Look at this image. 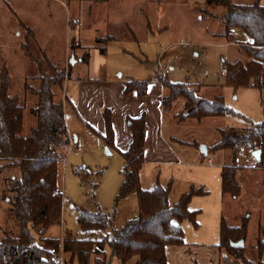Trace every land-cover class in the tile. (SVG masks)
<instances>
[{"label": "rangeland", "instance_id": "374dc122", "mask_svg": "<svg viewBox=\"0 0 264 264\" xmlns=\"http://www.w3.org/2000/svg\"><path fill=\"white\" fill-rule=\"evenodd\" d=\"M232 1L246 5L255 2ZM206 2L207 0H0V69L7 67L13 80L10 93L18 95L21 103L26 106V135L36 124V117L30 110L35 106L37 97L27 94L24 85L28 83L38 86L37 82L28 79L31 77L28 75L37 72H34L21 48L26 40V26L34 29L38 45L47 51L57 69L62 71L70 67L73 75V80L67 82L64 90L57 89L56 97L57 101L64 102L68 127L78 137L76 141L73 136L64 159L59 161L58 186L64 200L62 223L51 226L43 235H40L38 229H33L32 233L37 241L42 237L61 239L67 230L81 237L82 230L77 220L78 207L94 212H114V228L124 226L128 220L138 215L139 200L136 193L116 204L123 183L124 159L121 153L115 148H109V154L102 138L79 120L76 110L91 123H96L97 118L101 117L97 112L98 106L102 104L104 97L103 103L107 100L106 95L100 98L101 92H97L99 89L96 88L100 86L98 83L118 84L132 79L145 81L157 75L165 76L173 83H188L199 87V96L203 99L211 100L222 95L226 105L236 113L224 118L204 119L201 124L192 119L180 123L183 101H177L162 119L166 147L157 149L154 146L140 173L144 190L153 189L157 181L163 186L172 184L170 204L177 202L193 186L204 188L208 194L194 197L190 210H200V230H210V239H213L215 231V239H219L211 210L219 201L216 192L222 187L221 183L219 185L220 171L223 165L233 162V156L230 150H221L209 151L204 158L199 148L206 145L210 149V145L219 142L221 136L218 129L241 130L260 123L264 119V106L263 95L259 90L246 87L235 90L226 85L225 63H246L249 59L238 34H235L233 42H228L223 35L221 20L208 14H222L224 9L206 8ZM107 36H114L116 40L105 44L96 42L98 38ZM72 45L75 46L74 51L71 50ZM102 46L106 47L104 54L101 53ZM87 53L90 55L89 62L83 63L82 58ZM77 79L91 81L85 85ZM86 86H89L93 96L85 95ZM102 90L103 94L107 93V87ZM159 90V83L153 81L151 92ZM66 95L73 103L65 100ZM91 98L95 101H90ZM150 100L142 99L140 106L155 109ZM103 105L99 107L101 113L106 107V104ZM168 116L172 117L173 123H170ZM171 137L178 140L173 141ZM180 139L192 143L191 146L183 147L185 144H180ZM236 161L242 185V195L238 198L236 207L243 216H250L248 241L255 233L260 241V238H264V187L261 186V191H258L252 175L255 167H262L257 166L256 159L248 151ZM80 168L91 174L97 173L94 177L96 186L82 182L75 172ZM214 175L216 184L219 185L217 189L214 186ZM9 207L0 193V238L5 232L13 236L19 233V224L10 217ZM235 221L234 218L231 225H236ZM182 228L186 230L188 237L196 232L190 221H184ZM110 231L111 228L108 232ZM247 255L251 259H257V253L252 251L251 246L247 248ZM65 264L78 262L72 263L70 254L65 253ZM111 264L122 263L114 257Z\"/></svg>", "mask_w": 264, "mask_h": 264}, {"label": "trees", "instance_id": "16d2710c", "mask_svg": "<svg viewBox=\"0 0 264 264\" xmlns=\"http://www.w3.org/2000/svg\"><path fill=\"white\" fill-rule=\"evenodd\" d=\"M95 2L107 0H94ZM206 8L221 7L222 14L208 12L221 20L223 35L228 42H233L235 34H246L252 43L243 44L248 55V62L225 63V83L237 90L241 87L254 88L262 93L264 106V5L255 0L251 5L236 4L232 0H207ZM206 11V10H205ZM25 43L21 45L29 59L32 69L37 74L28 75L38 83L32 86L25 83L27 94L35 95L37 102L31 108L36 117L35 126L29 134L24 133V115L26 106L18 95L10 93L12 77L6 66L0 69V188L1 197L9 203L10 217L19 224L16 236L5 233L0 240V264H54L52 249L69 253L71 262L78 264H111L116 257L122 264L136 258L137 264H168L166 247L182 246L185 235L182 228L184 221H190L198 227L200 210H190V203L196 196L203 197L208 192L202 188L191 187L179 200L169 203L172 184L163 186L157 181L151 190L141 186L140 173L145 164L146 154V115L129 118L132 141L129 148L121 152L124 159L122 170L123 183L116 198V204L132 193L138 195L139 213L124 226L114 228V212L90 211L78 207L77 220L82 236L65 231L61 239L42 237L37 241L32 233L38 229L43 235L51 226L62 223L64 200L58 188L59 161L64 159L65 152L71 144L68 132L64 104L57 101V89L64 90L67 80L73 78L71 68L59 71L47 51L38 45L35 31L28 26ZM116 40L114 36L98 38L97 43ZM78 46V44H76ZM72 45L71 50L74 51ZM106 47H101V53ZM89 53L82 58L89 62ZM153 81L161 84L167 94L161 102L165 111L171 110L177 101H183L180 112V123L189 119L202 122L207 118H224L236 113L229 108L222 95L211 100L199 96V87L188 83H173L162 75L145 81L127 80L124 82L126 96L136 93L143 97L148 93ZM68 99V97H67ZM105 132L101 133L87 124L110 149L115 146L112 111L104 108ZM221 140L208 151L230 150L233 156L231 164L223 165L221 172L222 194L237 199L242 194L238 180L239 166L237 159L248 151H262L257 166L264 168V119L241 130L218 129ZM188 145L187 142L179 141ZM204 158L207 156H203ZM76 174L83 183L96 186L94 177L86 169H76ZM14 176V178H13ZM174 222L179 226L175 227ZM249 220L244 218L240 227H233L223 218L220 227L219 246L235 259L244 264H263L264 238H260L256 247L257 259L247 255V247L236 248L231 242L248 235ZM111 228V231L108 230Z\"/></svg>", "mask_w": 264, "mask_h": 264}, {"label": "crops", "instance_id": "0c3cea01", "mask_svg": "<svg viewBox=\"0 0 264 264\" xmlns=\"http://www.w3.org/2000/svg\"><path fill=\"white\" fill-rule=\"evenodd\" d=\"M80 1H88V0H80ZM236 4H241V3H236ZM261 4L264 5V0H261ZM247 5H251V4H247ZM237 34H238V39L241 40L243 44H248V43L253 42V40L250 39L246 34L242 32H237ZM82 62H83V59H82ZM72 80L73 78L70 80H67L65 83V86L67 82L72 81ZM77 80L85 85H88L89 82L91 81L88 79H77ZM98 84L100 86H97L96 88L99 89L97 92H101L100 95L102 96H100V98H103V96L105 95L107 96L106 103H103L105 102V97H104L103 102H102V99H100L102 104L99 105L97 109L98 115H100L101 117L97 118L96 123H91L90 121L82 117L81 114L76 110L77 112L76 116L79 118V120H82L85 124L91 125L93 128H95L99 132L104 133L105 132L104 118L100 111L101 109L99 107H101L103 104H106L105 108H109L112 111L113 129L115 133L114 148L116 151L121 153V152L126 151L129 148L131 141H132V132L129 128L128 119L137 118L145 114L146 120H147L146 121L147 136H146L145 162L147 160V157L150 151L154 149V146H156L157 149L158 148L162 149L166 147L164 137H163L164 132L162 130V119H164L167 111L163 109L161 99L163 96L167 94V90L161 84H159L160 90L154 93L151 92V85H150L147 95L143 97L138 96L135 92L126 96L124 94V89H125L124 82H118V84L100 82ZM105 87H107V93L103 94L104 91L102 90V88H105ZM89 89H90L89 86L85 87V95L93 96L92 92H90ZM67 97L68 95L65 96V100L73 103L72 100H70L69 97L67 99ZM146 98L151 99L150 104H152L155 107V109L152 110L151 108L149 109L147 107L144 109V107L140 106V101ZM90 101L94 102L95 99L91 98ZM168 119L170 120V123H173L171 116H168ZM207 119H210V118H207ZM66 123H67L68 132H69V135L72 141L74 134L70 131L68 127L67 115H66ZM198 123L201 124L202 122H198ZM74 137L76 138V141H78V137L76 135ZM171 140L176 141L178 139L175 137H171ZM180 141H184V140L180 139ZM191 144L192 143H188V145H183V144L182 145L183 147H190ZM213 145H210V146H213ZM208 154H209V151H208ZM209 162H211V160H209ZM221 172L222 171H220V174ZM252 176L254 177V182H255L254 184H255L256 189L258 191H261V186L264 187V169L255 167ZM215 177L216 176L214 175L213 181H215L214 186L217 189L221 182H219V185L218 183L216 184ZM248 178L251 179V176H249ZM220 179H221V176H220ZM238 180H239V174H238ZM220 188H218L219 191L216 192L219 195V201L216 205L212 207V210H211L212 216H213V224L218 229L219 239L218 240L215 239V236L217 238V235H215V231L213 233L214 234V236L212 237L213 239H210V236H211L210 230L208 231L200 230L201 225H199L198 227H195L193 225L194 228L196 229V232L193 236L189 234L190 235L189 237L187 235L186 230L184 229L185 244L182 246L170 245L166 247V256H167L168 264H244L241 260L233 258L231 255H229L219 246L220 227H221L222 219L224 218L225 221L230 226L240 227L243 224V220L245 217V215L244 216L242 215L243 213L241 214L237 210L236 206H237L238 198L233 199L230 196L224 197L222 194V187L220 186ZM59 191L61 192L60 188H59ZM234 218L236 220L235 221L236 225H231V222ZM249 218L250 216L248 217V220ZM248 234H249V224H248ZM248 238H249V235H247L245 246L247 248L251 246L252 251L257 253L256 247L259 244V237L256 238V233H255V235L252 236V239H250V241H248ZM262 261L264 264V254H263ZM128 264H137V259L136 258L132 259L131 261L128 262Z\"/></svg>", "mask_w": 264, "mask_h": 264}, {"label": "water", "instance_id": "95a60500", "mask_svg": "<svg viewBox=\"0 0 264 264\" xmlns=\"http://www.w3.org/2000/svg\"><path fill=\"white\" fill-rule=\"evenodd\" d=\"M106 149H107L108 153L110 154L109 148L106 147ZM199 150H200V153L203 156H207L208 155V147L206 145H201L200 148H199ZM261 153H262V151L260 149L254 151L252 153V155L256 159V161H260ZM174 226L175 227H178L179 226V223L178 222H174ZM245 241L246 240L244 238H242V239H240V240H238L236 242H231V246L236 247V248H242V247L245 246Z\"/></svg>", "mask_w": 264, "mask_h": 264}, {"label": "built area", "instance_id": "2783aa9c", "mask_svg": "<svg viewBox=\"0 0 264 264\" xmlns=\"http://www.w3.org/2000/svg\"><path fill=\"white\" fill-rule=\"evenodd\" d=\"M52 261L54 264H65V254L63 250L52 249Z\"/></svg>", "mask_w": 264, "mask_h": 264}]
</instances>
